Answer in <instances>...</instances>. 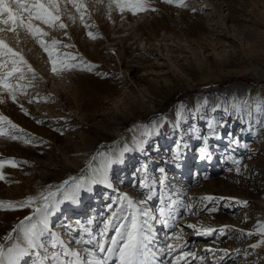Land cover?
I'll return each mask as SVG.
<instances>
[{"label":"rangeland","instance_id":"1","mask_svg":"<svg viewBox=\"0 0 264 264\" xmlns=\"http://www.w3.org/2000/svg\"><path fill=\"white\" fill-rule=\"evenodd\" d=\"M82 2L87 7L84 24L89 27L69 6L74 19L64 17L68 27L46 31L48 39L74 45L61 47L60 51L95 65L90 72L74 70L57 76L51 72L47 54L35 41L21 35L22 43L16 45L11 35L8 37L13 47L22 49L38 78L16 103L0 93V115L46 143L33 147L0 137V160L28 162L0 170L5 175L0 180V201H21L48 185L55 187L78 176L97 150L123 145L134 137L133 126L163 117V127L148 144V155L153 168L167 169L170 188L181 193L185 203L196 205L197 215H182L178 220L187 243L184 250L200 257L201 248L215 246L233 249L234 257L222 264L264 262L261 251L249 247L260 238L242 234L255 231L258 202L264 197V126L254 119L253 127L241 133V122L225 112L234 101L255 105L264 100V0H184L186 7L150 0L156 11L135 16L110 10L109 0ZM88 31L98 38H89ZM21 105L28 115L21 111ZM178 107L203 119L191 120L185 113L177 133L173 124ZM209 117L226 118L228 126L218 130L222 139H211L213 160L198 163L199 142L190 138L188 129L191 124L202 129ZM58 130H64V134ZM228 132L241 137L240 147L231 145ZM179 136L189 148L182 165L176 167L168 161ZM157 145L158 152L153 150ZM225 155L242 158L241 175L227 170L233 165L224 162ZM145 159V154L129 152L126 162L111 173L117 186L134 199L142 197L143 190L133 181L142 175L136 170ZM205 196L214 199L202 201L200 198ZM115 197L103 186H96L93 193L85 194L87 208L83 212L90 216L83 215V220L91 217L99 224L101 213L107 214L105 205ZM189 197L193 199L189 201ZM236 201H248V205ZM155 204L154 198L150 205ZM205 207L218 210L209 212L203 210ZM73 208L71 204L62 205V211L53 217L54 225L65 218H79ZM30 214V208L0 211V243H5V235ZM189 224L217 230L229 227L223 234L217 231L212 236H201L188 228ZM155 227L163 240L164 230L160 225ZM236 249L240 250L239 256ZM245 249L249 251L247 257ZM204 257L203 261L188 259L190 264L211 262ZM25 264L33 261L27 259Z\"/></svg>","mask_w":264,"mask_h":264},{"label":"snow or ice","instance_id":"2","mask_svg":"<svg viewBox=\"0 0 264 264\" xmlns=\"http://www.w3.org/2000/svg\"><path fill=\"white\" fill-rule=\"evenodd\" d=\"M164 2L186 7L184 0ZM69 6L75 9L80 22L84 24L87 7L82 0H0V93L6 94L13 103L17 102L19 95L26 94L27 89L33 86L38 77L35 69L25 59L22 49L9 43V35L15 40L16 45L22 43L21 35L35 41L47 54L51 72L57 76L74 70L90 72L95 67L78 55L60 51L61 47L72 48L74 45L62 44L55 38L48 39L49 32L46 29L65 30L68 25L64 22V17L74 19ZM108 8L121 14L129 12L133 16L141 12L156 11L150 0H109ZM84 26L89 27L87 24ZM87 35L91 39L98 38L91 31H88ZM0 102L3 100L0 99ZM31 102L30 100L29 103ZM21 111L28 115L22 105ZM225 112H231L232 118L241 122L243 125L241 133L253 127L254 119L264 126V100L255 105L248 101H234ZM185 113H188L191 120L203 119L192 114L187 108L178 107L173 124V129L177 133L181 130L180 122L183 121ZM163 119L158 117L147 125H137L131 146L128 143L114 144L107 151L97 150L78 176L69 177L55 187L48 185L37 195L28 196L21 201H0V211L31 209V214L20 220L5 235V243H0V264H25L27 259H31L33 264H190L189 257L192 260L203 261L204 257L184 250L187 243L183 241V229L178 226V220L182 215L198 214L194 211L196 205L191 202L185 203L182 194L170 188L167 169L153 168V162L148 155L147 146L151 138L159 134L163 127ZM227 126L226 118L215 117L207 118L202 129L196 124L189 126L190 138L199 142L196 148L198 163L213 160L211 139H222V134L218 130ZM58 131L61 135L64 134V130ZM227 136L232 146H241L239 135L228 132ZM0 137L33 147L46 143L26 133L3 115H0ZM188 148L184 137L179 136L173 144L168 162L180 167ZM153 150L158 152L159 146H155ZM129 152H138L146 156L145 162L136 170L142 175L133 181L135 187L143 190L141 198L134 199L126 193L111 198L112 202L105 205L107 214L101 213L99 224L94 218L89 217L86 220L69 218L61 221L59 225H54L53 217L61 211L62 205L79 206L83 196L93 193L98 185L113 188L111 181L114 177L110 173L126 162L125 157ZM241 160L242 158L232 155L224 157V162L230 161L233 165L227 170L235 171L236 175L242 174ZM20 164L28 162L17 161L14 158L0 160V170L5 167L15 168ZM28 166L31 167L30 164ZM244 168L246 170L247 165ZM4 179L5 175L0 171V180ZM154 198L156 204L153 207L150 202ZM192 199L188 198L189 201ZM200 199L212 201L214 198L205 196ZM236 202L245 207L248 205V201ZM203 210L215 212L218 209L205 207ZM156 225H160L164 230L163 240L160 239ZM187 227L194 229L197 235L212 236L217 231L223 234L229 226L225 225L218 230L197 224H189ZM56 228L59 230H55ZM242 234L261 237L249 246L252 250L260 248L264 245V222L258 221L254 232ZM204 251L211 253L213 257L217 252L222 253L219 257L221 264L225 258H232V253L228 249L209 247ZM235 254L239 256L240 250L236 249ZM248 255L249 251L245 249L244 256Z\"/></svg>","mask_w":264,"mask_h":264},{"label":"bare ground","instance_id":"3","mask_svg":"<svg viewBox=\"0 0 264 264\" xmlns=\"http://www.w3.org/2000/svg\"><path fill=\"white\" fill-rule=\"evenodd\" d=\"M135 128H136V126H133L132 127V131L133 132H135ZM133 140V138L132 137H129L128 138V140H127V142L126 143H128L129 145H130V142ZM258 205H259V212L257 213V215L255 216V220H256V222H264V197L258 202ZM80 215V214H79ZM79 215H77V216H79ZM82 215H84V214H82ZM86 218H87V214L86 215H84ZM84 216H82L80 219L81 220H83L84 219ZM258 238H260L261 239V237H259L258 236ZM206 248H208V247H206ZM205 247H203V248H201L200 249V251H199V255H201L202 257H204V256H207V259L209 258V259H211V260H209V261H211V262H206V264H211V263H214V264H221V262L219 261V257L222 255V253H220V252H217L216 253V256L215 257H213V255L211 254V253H208V252H205L204 251V249H206ZM211 248H214V249H219V248H217V247H215V246H211ZM230 248V247H229ZM260 251H261V254L263 255V259H264V245H262L260 248H258ZM231 253H232V251H233V249H231V250H229ZM232 257H234V254H232ZM205 258V257H204ZM226 259V260H225ZM223 261H222V263L223 262H225V261H228L227 259H231V258H225ZM205 264V263H204ZM259 264H264V262H262V263H259Z\"/></svg>","mask_w":264,"mask_h":264}]
</instances>
